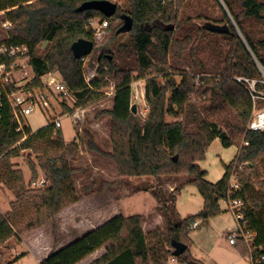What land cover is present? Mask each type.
Wrapping results in <instances>:
<instances>
[{"label": "trees", "instance_id": "16d2710c", "mask_svg": "<svg viewBox=\"0 0 264 264\" xmlns=\"http://www.w3.org/2000/svg\"><path fill=\"white\" fill-rule=\"evenodd\" d=\"M84 1L0 0V10L6 9L5 18L13 23L9 37L0 42V46L3 43H26L29 46L28 62L34 78L27 86L45 87L43 77L50 70H58L76 99L75 105L86 106L104 95L102 89L111 85L107 76H115L113 106L107 110L112 117L113 150L104 152L92 138L88 145L112 158L119 174L125 177L157 178L167 173L187 174L186 183L197 187L204 206L200 212L177 223L168 220L166 233L169 241L186 244L178 257L179 263L203 264L191 253L193 239L189 236L190 226L198 219L207 220L224 212L220 201L228 196L230 172L236 163L247 162L241 175V195L246 200L247 216L257 233L255 245L264 253V130L247 132L249 145L226 165L220 180L210 181L208 171L199 163L206 158V151L215 138L221 136L225 146L232 144L231 138L222 134L215 122L203 116V109L211 110L227 103L239 119L236 126H240L243 132L247 128L253 109L252 96L232 77V73L235 70L244 76L264 78L261 71L264 70V30L256 36L248 23L257 21L264 24V0H223L226 9L219 2L223 21L230 27L226 33L211 31L206 25L192 28L194 16L187 14L192 13L191 10L186 11L190 0H130L132 10L129 15L133 17L134 25L129 32L134 36L138 65L135 69H120L113 56L103 55L98 76L90 83L85 79L82 61L74 57L72 43L79 38L93 40L88 28L91 17L100 15L110 20L123 19L124 23L126 14L119 8L113 17H106L95 9L78 11V6ZM123 23L117 27L115 35L123 33ZM201 29L226 37V66L218 74L204 78L207 86L202 91L201 100L193 102L190 97L193 76L183 73L181 81L177 82L174 74L180 71L178 59L188 56L192 60L197 55L202 41ZM43 41H50L51 45L41 55L37 49ZM3 60L10 68L17 58ZM192 69L197 70L196 63L192 62ZM139 79L145 81L148 104L144 120H139L132 112V85ZM258 87L263 88L264 84L259 83ZM0 90V183L6 184L16 194L11 210L6 213L0 211L2 244L21 231L53 218L63 206L79 199L73 180L75 169L71 164L79 155V147L74 141H67L62 127L56 128L52 122L35 131L27 124L18 129L19 122L1 82ZM61 96L64 95L61 93ZM64 107L71 110L68 105ZM180 115L183 116L180 121L167 120L168 116ZM25 149L32 151L27 155L31 178H38V169L46 176L48 184L43 188L28 187L24 172L12 162V158ZM32 153H36L37 162ZM25 208L33 211L19 226L18 218ZM238 242L236 246L241 255L246 256L243 241ZM101 247L106 252L90 264H152L148 236L140 213L115 215L71 243L50 252L40 264H77Z\"/></svg>", "mask_w": 264, "mask_h": 264}, {"label": "rangeland", "instance_id": "374dc122", "mask_svg": "<svg viewBox=\"0 0 264 264\" xmlns=\"http://www.w3.org/2000/svg\"><path fill=\"white\" fill-rule=\"evenodd\" d=\"M4 1V0H1ZM7 1V0H6ZM118 4L119 10L129 14L132 10L130 0H112ZM223 5L221 0H190L186 11L191 10L193 19L191 26L194 29L204 27L207 21L226 23L222 18ZM224 6V5H223ZM225 8V6H224ZM183 9H185L183 7ZM93 22L88 20V28L93 34V51L82 61V68L85 79L91 82L98 76V68L101 64V57L106 54L113 56L120 69H135L138 65L135 50L134 36L129 31H123L115 35L117 27L123 23V19L113 18L108 20V26H102L103 17L96 15L91 17ZM3 11L0 12V42L9 37V29L12 26H5ZM249 29L256 36L259 31L264 30V24L254 21L248 22ZM239 31V30H238ZM201 44L198 45L197 55L190 60L178 59L180 71L175 73L177 82L181 81V74L188 73L193 76V89L190 93L193 102L201 100L203 89L207 86L204 78L207 75L218 74V71L226 66V37L212 33L206 29L200 30ZM50 41H43L38 45V53L44 55L49 49ZM173 62V60H171ZM192 62L197 64V70L192 69ZM26 69V78H30L32 68ZM60 75L58 70H50ZM261 71L264 72L263 69ZM22 73H20L21 75ZM32 74V75H31ZM242 74L233 71L232 77ZM264 75V73H263ZM61 76V75H60ZM244 76V75H242ZM249 77V76H247ZM260 79L257 77H251ZM48 76H44V80ZM111 85L102 89L104 95L86 106L75 105L76 99L70 95H64L53 91L50 87H41L48 91L52 102L50 110L42 111L36 109L27 115V122L35 131L52 122L55 117H61L62 130L67 141H74L79 147L78 157L71 162L75 171L73 180L76 184L79 199L63 206L57 214L32 229H25L17 236L0 244V264H40L39 258L45 256L47 250L55 249L61 244L85 234L90 228L99 226L117 214L130 215L140 213L143 216V228L148 235V245L152 264H183L178 262L182 254L181 247L184 243L169 241L166 230L168 227V215L171 221L179 222L192 213H198L203 209L204 201L200 192L194 184L185 183L186 173H167L159 177L132 176L125 177L119 174L116 162L105 153L93 150L89 147V140L92 138L95 144L104 152H112L111 125L112 117L107 112L113 106V92L115 76H107ZM162 80V79H161ZM261 89H264L261 88ZM0 93V106H1ZM66 96V97H65ZM65 97V98H64ZM132 104L137 105V116L144 120L148 113V104L145 97V81L137 80L132 85ZM260 107L264 106V100H259ZM68 105L71 110L65 109ZM110 110V109H109ZM253 110V109H252ZM203 116L211 122H215L222 134H226L232 140V144L225 146L222 138L213 140L206 151V158L199 163L208 171V179L216 182L225 173L226 165L238 155L239 147L243 140L244 132L240 126H236L239 119L229 104L214 106L211 110L203 109ZM183 116H168L169 122L180 121ZM31 149L22 150L19 156L13 157L15 167L21 168L25 175L26 185L30 188H43L41 185L34 186L33 183L46 179L44 172L38 169L39 176L32 179L27 155ZM33 154L37 162L36 153ZM177 175V176H176ZM179 178L174 182V178ZM161 180V182H159ZM183 183H185L183 185ZM48 181H46V185ZM160 184H162L160 186ZM175 184H182L176 193ZM171 191V192H170ZM176 193L173 200L172 195ZM11 199H16L15 192L6 184L0 183V211L6 213L11 210ZM226 200L220 201L224 212L207 219L197 229H190L189 236L193 239L190 250L194 257L203 261V264H252L249 257V246L243 242L247 249L246 256L241 255L238 243L231 244L228 237L230 226L235 225L233 214L227 211ZM31 208H25L23 215L18 218L19 226L24 224L32 214ZM162 220L157 221L158 218ZM200 219L197 221L199 222ZM104 248L89 255L79 264H90L100 257ZM21 255L20 257L18 255ZM16 258H19L15 260ZM6 264V263H5Z\"/></svg>", "mask_w": 264, "mask_h": 264}, {"label": "built area", "instance_id": "2783aa9c", "mask_svg": "<svg viewBox=\"0 0 264 264\" xmlns=\"http://www.w3.org/2000/svg\"><path fill=\"white\" fill-rule=\"evenodd\" d=\"M90 22H93V18H90ZM7 27H11L10 21L4 24ZM102 26H108V20L103 19ZM29 46L26 43H3L0 46V82L5 90L9 104L14 112L16 119L19 122L20 128L23 124L30 126L26 120L27 115L31 114L36 109L42 111L50 110L52 108V102L49 98L48 91L41 87H29L28 83L34 78L31 76L26 82L18 83L14 80V72L18 68H26L29 65L28 62ZM17 60L8 68V65L3 58H13ZM85 57L80 58L81 61L85 60ZM48 79L44 80L45 87H51L58 94L70 95L68 86L63 82L60 75L55 72L49 71L47 74ZM44 79V77H43ZM235 79L244 85L250 92L253 100L252 115L248 121L247 128L243 135L242 143L239 147L238 153L244 151L245 147L249 145L247 139V132L250 130H264V106L260 107L259 100H264V89L258 87L259 83L264 84L263 79H255L247 76H236ZM90 83V82H88ZM1 93V90H0ZM23 119L25 121H23ZM52 123L56 128L62 127L61 117H55ZM248 163L235 164L230 172L228 181V196L226 198L227 211L231 212L235 218V225L231 226L228 230V237L231 244L238 243L242 240L249 246L250 258L252 264H262L264 262V253L255 245L257 233L253 229L250 219L247 216V203L244 197L241 195L243 191V182L241 175ZM47 179H41L33 183L34 186L46 185ZM198 225L196 220L190 226L194 228Z\"/></svg>", "mask_w": 264, "mask_h": 264}, {"label": "water", "instance_id": "95a60500", "mask_svg": "<svg viewBox=\"0 0 264 264\" xmlns=\"http://www.w3.org/2000/svg\"><path fill=\"white\" fill-rule=\"evenodd\" d=\"M221 1L223 5L225 6L223 0ZM77 9L78 11L95 9L103 13L106 17H113L118 9V4L116 2H113L112 0H86L82 2L78 6ZM225 9H226V6H225ZM234 24L237 27L235 22ZM133 25H134L133 17L129 14L124 15V23L122 26V30L130 31L133 28ZM205 25L211 31L218 32V33H226L230 30V27L227 23L221 24L217 22H207ZM239 33L242 35L240 30H239ZM93 48H94V41L91 39H87V38H79L76 41H74L71 45V49L73 51L74 57L77 59H80L84 56L89 55L93 51ZM250 51L252 52L251 49ZM137 110H138L137 105L132 104V112L136 113ZM185 248H186V245L181 247V252H183Z\"/></svg>", "mask_w": 264, "mask_h": 264}, {"label": "crops", "instance_id": "0c3cea01", "mask_svg": "<svg viewBox=\"0 0 264 264\" xmlns=\"http://www.w3.org/2000/svg\"><path fill=\"white\" fill-rule=\"evenodd\" d=\"M1 11H3L4 12V14H5V12H6V9L5 10H0V12ZM28 67H26V68H22V67H20V68H18L17 70H15V72H14V80L16 81V82H18V83H23V82H26L29 78H26V76H27V74H28V72L29 71H27L26 69H27ZM20 73H22L21 75H20ZM32 74H33V71L31 72ZM31 74V75H32ZM112 108V107H111ZM111 108H108V110L109 109H111ZM180 175H183V174H179L178 176H180ZM177 176V175H176ZM181 177V176H180ZM183 177H185V176H182L181 178H183ZM186 177H187V175H186ZM207 178H208V175H207ZM178 180H179V178L177 177V178H174V182L176 183V182H178ZM186 181H187V179H186ZM186 181H185V183H186ZM159 182H161V180L159 181ZM185 183H183V185L185 184ZM162 184H160V186H161ZM183 185L182 184H175L174 186L176 187V193L178 192V190L181 188V187H183ZM171 192V191H170ZM176 193L175 194H173L172 195V199L174 200L175 198H176ZM14 200V199H13ZM12 199H11V201H13ZM204 201V200H203ZM8 212V211H7ZM192 214H196V213H192ZM189 215H191V214H189ZM188 215V216H189ZM187 217V216H186ZM185 218V217H184ZM212 218V217H211ZM210 218V219H211ZM210 219H208V220H210ZM160 220H162V216H161V218H158L157 219V221H158V223H159V221ZM167 220H171V217L168 215V217H167ZM205 221H207V220H199V222H198V225L196 226V227H194V228H192V231H193V229H198L199 228V226L202 224V223H204ZM104 223V222H103ZM102 223V224H103ZM160 224V223H159ZM101 225V224H100ZM99 225V226H100ZM96 227H98V226H94V227H92V228H90L89 230H91V229H94V228H96ZM231 227V226H230ZM229 227V228H230ZM88 230V231H89ZM87 232V231H86ZM85 232V233H86ZM147 234V233H146ZM148 236V235H147ZM75 239H77V237L75 238ZM75 239H73V240H70L69 242H67V243H65V244H61V245H59L57 248H55V249H53V247H52V249H49V250H47V252H46V254H45V256H42L41 258H39V261H40V263H41V261L44 259V258H46L48 255H49V253L50 252H52V251H54V250H57V249H60V248H62L63 246H65V245H67V244H69V243H71L72 241H74ZM235 245V244H234ZM102 248H104V247H101L100 249H102ZM100 249H98L99 251H100ZM97 250V251H98ZM96 252V251H95ZM94 252V253H95ZM106 252V250H105V248H104V252H102V254L101 255H103L104 253ZM93 254V253H92ZM18 255V254H17ZM19 256V255H18ZM81 262V261H80ZM80 262H78L77 264H79ZM5 263H7V262H4L3 264H5Z\"/></svg>", "mask_w": 264, "mask_h": 264}]
</instances>
